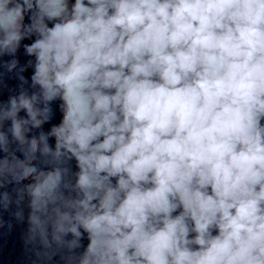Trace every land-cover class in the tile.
<instances>
[{
	"label": "clouds",
	"instance_id": "9594fccd",
	"mask_svg": "<svg viewBox=\"0 0 264 264\" xmlns=\"http://www.w3.org/2000/svg\"><path fill=\"white\" fill-rule=\"evenodd\" d=\"M5 92L32 264H264V0H0Z\"/></svg>",
	"mask_w": 264,
	"mask_h": 264
}]
</instances>
